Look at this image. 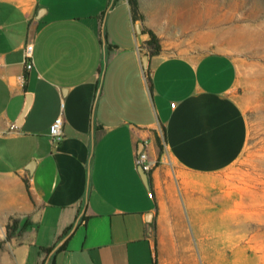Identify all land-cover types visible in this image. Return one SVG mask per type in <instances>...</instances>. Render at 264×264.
<instances>
[{
	"label": "crops",
	"instance_id": "crops-1",
	"mask_svg": "<svg viewBox=\"0 0 264 264\" xmlns=\"http://www.w3.org/2000/svg\"><path fill=\"white\" fill-rule=\"evenodd\" d=\"M136 24L127 0H0V264L208 256L203 180L231 168L248 139L237 64L217 51L150 55ZM142 151L160 161L148 184Z\"/></svg>",
	"mask_w": 264,
	"mask_h": 264
},
{
	"label": "rangeland",
	"instance_id": "rangeland-1",
	"mask_svg": "<svg viewBox=\"0 0 264 264\" xmlns=\"http://www.w3.org/2000/svg\"><path fill=\"white\" fill-rule=\"evenodd\" d=\"M167 55L217 51L238 68L233 90L248 139L229 169L203 180L209 254L196 264H264V0H138L133 13Z\"/></svg>",
	"mask_w": 264,
	"mask_h": 264
},
{
	"label": "built area",
	"instance_id": "built-area-1",
	"mask_svg": "<svg viewBox=\"0 0 264 264\" xmlns=\"http://www.w3.org/2000/svg\"><path fill=\"white\" fill-rule=\"evenodd\" d=\"M23 57H24V65L25 70L30 71L33 68V45L31 43H26L23 48ZM18 79L23 82L24 76L21 75L18 77ZM62 126H63V120L62 117H57L52 125L50 126L49 130V138L52 143L60 142L62 139ZM161 142L162 148L165 146V139H164V133L162 130L159 131L157 136ZM160 161L159 160H151L148 153L145 151H142L138 153L135 163L136 166L141 168L143 172L147 175V177L152 173L154 168L158 165Z\"/></svg>",
	"mask_w": 264,
	"mask_h": 264
},
{
	"label": "trees",
	"instance_id": "trees-1",
	"mask_svg": "<svg viewBox=\"0 0 264 264\" xmlns=\"http://www.w3.org/2000/svg\"><path fill=\"white\" fill-rule=\"evenodd\" d=\"M127 2L130 7L132 20L133 22H137L138 19L133 16V13L138 11V0H127ZM141 32L142 34H146L148 36V40L144 42V47L147 49L148 53L150 55H158L161 52V47H160L157 36L150 30L141 29ZM162 131L164 133V129H162ZM157 144H158L160 151H162L163 148H162L161 142L158 137H157ZM17 227H18L17 220H12L11 224H8L6 226L5 240L8 241L12 237V235L17 230ZM51 250L52 248H48L45 250V252L48 253Z\"/></svg>",
	"mask_w": 264,
	"mask_h": 264
},
{
	"label": "water",
	"instance_id": "water-1",
	"mask_svg": "<svg viewBox=\"0 0 264 264\" xmlns=\"http://www.w3.org/2000/svg\"><path fill=\"white\" fill-rule=\"evenodd\" d=\"M136 29L138 30V32H141V28H140V25L139 24H136ZM144 62L147 63V56L144 57ZM140 174L142 176V179L144 180V182H146L148 184V177L147 175L143 172V170L140 168ZM62 244V241L59 243L58 246H60ZM56 248L53 250L55 251Z\"/></svg>",
	"mask_w": 264,
	"mask_h": 264
}]
</instances>
